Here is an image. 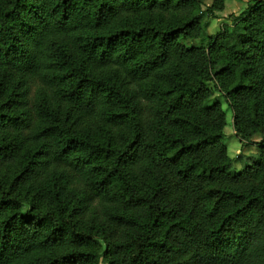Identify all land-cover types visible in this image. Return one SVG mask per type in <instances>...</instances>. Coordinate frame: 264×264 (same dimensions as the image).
<instances>
[{
	"label": "trees",
	"instance_id": "1",
	"mask_svg": "<svg viewBox=\"0 0 264 264\" xmlns=\"http://www.w3.org/2000/svg\"><path fill=\"white\" fill-rule=\"evenodd\" d=\"M223 2L0 0V264H264V2Z\"/></svg>",
	"mask_w": 264,
	"mask_h": 264
},
{
	"label": "rangeland",
	"instance_id": "2",
	"mask_svg": "<svg viewBox=\"0 0 264 264\" xmlns=\"http://www.w3.org/2000/svg\"><path fill=\"white\" fill-rule=\"evenodd\" d=\"M255 0H224L223 10L215 13L212 17H204L203 20L207 24V32L209 35H215L217 32L222 31L223 28L230 27L234 19L245 12ZM264 2V0H261ZM213 0H204V6H211ZM187 46V43H184ZM32 97V92L30 97ZM214 100L221 104L225 112L226 126L223 130V138L218 144L224 145L227 151V156L232 164L228 169L229 174L239 173L245 166L253 165L258 159L263 148L261 141L263 137L256 135L249 141H243L235 136L232 125V113L226 107L224 100L219 94H214ZM58 176L55 175V179ZM52 179L44 181L46 186H51ZM69 196V195H68Z\"/></svg>",
	"mask_w": 264,
	"mask_h": 264
}]
</instances>
